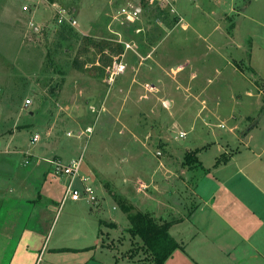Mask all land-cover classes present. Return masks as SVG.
<instances>
[{"label":"rangeland","instance_id":"obj_1","mask_svg":"<svg viewBox=\"0 0 264 264\" xmlns=\"http://www.w3.org/2000/svg\"><path fill=\"white\" fill-rule=\"evenodd\" d=\"M53 2L77 24L58 23ZM254 121L264 144V0H0V188L24 171L42 180L37 154L61 158L45 167L59 194L51 206L42 184L12 181L0 244L13 250L27 227L50 229L49 246L85 245L97 222L113 256L154 264L120 203L175 222L197 202L202 172L229 155L221 149L243 147ZM192 148L205 166L185 163ZM79 157L76 184L91 182L99 198L60 204L66 178L54 164Z\"/></svg>","mask_w":264,"mask_h":264},{"label":"crops","instance_id":"obj_2","mask_svg":"<svg viewBox=\"0 0 264 264\" xmlns=\"http://www.w3.org/2000/svg\"><path fill=\"white\" fill-rule=\"evenodd\" d=\"M252 67L255 69L253 65ZM257 124L258 122L254 121L243 134L245 139L243 147L234 149L235 147L229 146L228 150L221 149L222 152L230 151L229 155L224 157L222 162L215 163L213 167H207L202 172V178L211 177L212 180H201L200 177L195 181L194 189L196 195L198 194V200L187 213L181 214L179 219L172 221L169 226L168 232L179 247L164 264H264V144L253 142L255 137L251 132ZM229 136L236 137L234 132ZM199 152L200 148L197 154ZM37 156L45 158L47 162L42 166L38 158L32 164L39 169L37 173L42 180H27L29 171H24L19 173V177L26 180L20 181L21 184L24 181L25 185H33L34 181L37 185L42 184V194L49 195L48 204L51 206L52 194L56 197L59 194L57 188H53V182L49 174H46L45 167L54 169L47 158L58 157L60 160L61 158L58 155ZM198 160L199 166H203L202 160L199 158ZM12 181L19 185L20 181L17 180L1 182L0 199L2 196V199L17 196V188ZM41 196L37 193L36 198L43 199ZM47 210L50 211L49 207ZM90 211L89 216H93V221L96 220L98 212ZM145 212H149L151 216L155 215L154 217L158 216L150 208ZM97 226L98 223L94 222L90 243L80 246L60 244L49 246L48 243L46 245L47 241L50 242L47 234L50 229L45 235L41 229L25 227L20 231L21 234L16 239L17 245L13 250H7L9 244L6 242L0 244V264H38L41 253L48 251L50 254H63L61 257L50 258L52 264L137 263L133 262L135 258L113 256L106 249L108 247L100 243Z\"/></svg>","mask_w":264,"mask_h":264},{"label":"trees","instance_id":"obj_3","mask_svg":"<svg viewBox=\"0 0 264 264\" xmlns=\"http://www.w3.org/2000/svg\"><path fill=\"white\" fill-rule=\"evenodd\" d=\"M197 152L198 148L188 151L185 154V163L189 166L199 164L200 162L196 156ZM120 205L121 209L128 213V217L131 220L132 227L129 229L130 233L143 240V246L148 252V255L152 256L154 264H164L165 260L179 247V244L171 237L167 229L172 222L159 224L156 223L153 216L148 213H132L130 212V206L122 202Z\"/></svg>","mask_w":264,"mask_h":264},{"label":"built area","instance_id":"obj_4","mask_svg":"<svg viewBox=\"0 0 264 264\" xmlns=\"http://www.w3.org/2000/svg\"><path fill=\"white\" fill-rule=\"evenodd\" d=\"M52 7L56 10L57 15V21L60 24H68L70 26H75L77 24V20L75 17L69 13L65 8L60 7L58 3L53 2L51 4ZM24 10L28 9L27 5H23L22 7ZM139 8L134 7V9L128 13L127 18L129 20H132L133 18L137 17ZM29 102V100H26ZM182 135L185 133L182 132ZM38 134L35 133L33 137L31 138V143L35 142L38 139ZM81 157L78 159H73L69 163H63L61 161L55 162V171L58 172L61 176L66 178L65 180V188L62 195L61 203L62 204L66 200H72V201H80L85 200L88 201H96L99 196H97L95 187L88 183H79L76 184L77 180L85 181L84 176H80V169H81Z\"/></svg>","mask_w":264,"mask_h":264}]
</instances>
